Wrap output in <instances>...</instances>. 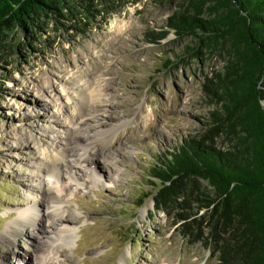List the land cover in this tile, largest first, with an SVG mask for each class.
Here are the masks:
<instances>
[{"label": "rangeland", "instance_id": "1", "mask_svg": "<svg viewBox=\"0 0 264 264\" xmlns=\"http://www.w3.org/2000/svg\"><path fill=\"white\" fill-rule=\"evenodd\" d=\"M185 4L138 0L82 36L45 32L44 44L33 42L2 65L0 232L23 210L39 216L13 240L0 239V264H37L49 240L53 264H217L181 232L204 208L193 202L181 220V209L156 211L143 196L154 189L146 170L156 154L204 133L212 112L222 113L205 86L222 71L225 52L167 27ZM216 140L226 147L223 134ZM63 147L68 153L51 174ZM55 195L71 236L55 229Z\"/></svg>", "mask_w": 264, "mask_h": 264}, {"label": "trees", "instance_id": "2", "mask_svg": "<svg viewBox=\"0 0 264 264\" xmlns=\"http://www.w3.org/2000/svg\"><path fill=\"white\" fill-rule=\"evenodd\" d=\"M136 2L0 0V70L33 42L44 44L45 32L82 36ZM167 27L225 52L222 71L205 86L222 113L212 112L204 133L156 154L146 170L154 189L143 196H151L156 211L181 209V220L193 202L204 208L181 232L206 246L217 264H264V0H186ZM221 134L226 147L217 143Z\"/></svg>", "mask_w": 264, "mask_h": 264}, {"label": "bare ground", "instance_id": "3", "mask_svg": "<svg viewBox=\"0 0 264 264\" xmlns=\"http://www.w3.org/2000/svg\"><path fill=\"white\" fill-rule=\"evenodd\" d=\"M91 95L94 96L93 97V102H96V98L97 95L99 94H94L91 92ZM92 102V103H93ZM92 103L91 105L85 104V107H84V112L85 114L84 115H88V111L92 108ZM110 132L109 130H105V131H102L101 133H107ZM72 133H70L67 137V141H66V144H69L71 139L72 138ZM89 140V142H87L85 145H84V148L85 149H88L90 144L93 142L91 141L90 142V138H87ZM68 153V150L66 147H63L59 154H57L58 156L51 161V164H49V169L50 172L49 173H53L56 169H57V163H58V160H64L62 159L64 157L65 154ZM86 155V152L84 153ZM81 156V155H80ZM83 156V155H82ZM89 156H90V153H89ZM92 171H95L92 169ZM46 189L43 187L42 188V191L44 193ZM34 200H33V203L32 205L34 206L36 204V201L38 199H36L35 197H33ZM51 202H52V206H53V211L55 213V216H56V222L58 223V226H55L56 230H57V233L58 232H61V233H66L68 234L69 236H71L70 232L72 231V229L68 226L70 222L66 221L67 218H64L63 217V209L60 207L61 205V201H59V199L57 198V196L55 195L52 199H51ZM147 208L144 207L142 209V212L144 213ZM38 216H39V213L38 211H32V209L30 210H23V212H19L17 214V217L15 220H13L12 222H10L9 224H7L5 226V228L0 232V239H3V240H13L14 236L16 235V233H20L21 230L23 229V225L24 224H27L28 226H34L35 225V222L37 221L38 219ZM65 220V221H64ZM64 221V222H63ZM15 232V233H13ZM67 235V237H69ZM58 237V236H57ZM54 240H49V243L44 245V248L41 246L39 251H38V254H37V264H53V252L52 251H49V252H46L47 250V247L48 249L50 248L52 242Z\"/></svg>", "mask_w": 264, "mask_h": 264}, {"label": "water", "instance_id": "4", "mask_svg": "<svg viewBox=\"0 0 264 264\" xmlns=\"http://www.w3.org/2000/svg\"><path fill=\"white\" fill-rule=\"evenodd\" d=\"M262 105H264V100L261 101Z\"/></svg>", "mask_w": 264, "mask_h": 264}]
</instances>
